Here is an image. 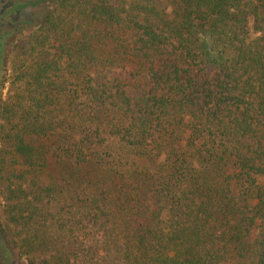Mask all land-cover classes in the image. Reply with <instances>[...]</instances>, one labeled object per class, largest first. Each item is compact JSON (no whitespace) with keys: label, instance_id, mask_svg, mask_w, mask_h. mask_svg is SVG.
<instances>
[{"label":"trees","instance_id":"1","mask_svg":"<svg viewBox=\"0 0 264 264\" xmlns=\"http://www.w3.org/2000/svg\"><path fill=\"white\" fill-rule=\"evenodd\" d=\"M53 2L13 70L19 258L264 264V0Z\"/></svg>","mask_w":264,"mask_h":264},{"label":"rangeland","instance_id":"2","mask_svg":"<svg viewBox=\"0 0 264 264\" xmlns=\"http://www.w3.org/2000/svg\"><path fill=\"white\" fill-rule=\"evenodd\" d=\"M55 3V2H54ZM51 4V3H50ZM57 3L48 7V19L56 14ZM41 24L31 29H26L12 37L0 60L2 76L0 79V254L5 255V260L9 264H25L26 260L20 259L17 250L7 239L9 224L4 213V179L12 170L14 158L11 155L9 142L6 139L9 128V118L12 116L11 109H16L19 99H22V92L15 83L13 71L16 65L21 64L22 58L18 53L17 44L25 36L39 32L46 24ZM29 59V58H28ZM14 104V105H13Z\"/></svg>","mask_w":264,"mask_h":264},{"label":"flooded vegetation","instance_id":"3","mask_svg":"<svg viewBox=\"0 0 264 264\" xmlns=\"http://www.w3.org/2000/svg\"><path fill=\"white\" fill-rule=\"evenodd\" d=\"M54 4L53 0H0V60L14 35L47 22L48 7Z\"/></svg>","mask_w":264,"mask_h":264},{"label":"water","instance_id":"4","mask_svg":"<svg viewBox=\"0 0 264 264\" xmlns=\"http://www.w3.org/2000/svg\"><path fill=\"white\" fill-rule=\"evenodd\" d=\"M4 258H5V255L0 254V264H9Z\"/></svg>","mask_w":264,"mask_h":264}]
</instances>
